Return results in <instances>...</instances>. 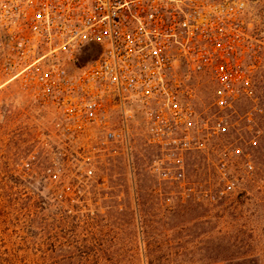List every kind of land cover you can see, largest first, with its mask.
Listing matches in <instances>:
<instances>
[{
  "label": "rangeland",
  "instance_id": "obj_1",
  "mask_svg": "<svg viewBox=\"0 0 264 264\" xmlns=\"http://www.w3.org/2000/svg\"><path fill=\"white\" fill-rule=\"evenodd\" d=\"M245 28L259 64L253 96L240 94L236 111L214 104L218 85L208 72L184 80L192 97L179 102L193 111L203 145L183 152L180 180L153 172L158 161L172 164L173 151L152 141L143 103L128 101L127 113L113 117L122 141L104 144L99 130L68 137L52 108L7 79L0 59V264H127L158 255L139 246L140 224L145 243L179 238L196 258L217 257L218 240L238 238L264 260V174L253 161L249 171L244 154L253 106L264 115V0L249 4ZM219 117L225 130L217 134Z\"/></svg>",
  "mask_w": 264,
  "mask_h": 264
},
{
  "label": "built area",
  "instance_id": "obj_2",
  "mask_svg": "<svg viewBox=\"0 0 264 264\" xmlns=\"http://www.w3.org/2000/svg\"><path fill=\"white\" fill-rule=\"evenodd\" d=\"M253 1L0 0L1 70L52 108L68 137L99 130L104 144L122 141L113 117L127 113L128 101L143 103L152 141L173 151L172 164L158 161L153 172L180 180L183 152L203 145L193 111L179 102L192 97L183 87L190 71L211 75L219 109L253 96L259 51L245 28ZM245 167L253 170L250 161Z\"/></svg>",
  "mask_w": 264,
  "mask_h": 264
},
{
  "label": "trees",
  "instance_id": "obj_3",
  "mask_svg": "<svg viewBox=\"0 0 264 264\" xmlns=\"http://www.w3.org/2000/svg\"><path fill=\"white\" fill-rule=\"evenodd\" d=\"M236 99L233 102L232 109H225V110H234L236 111L238 100ZM254 99V98H253ZM252 99V100H253ZM259 100V99H258ZM253 105V104H252ZM257 107L252 108L253 110V126H251V130H248V139L245 145V156H249L250 161L252 163L255 162L259 164L261 167V172L264 174V121L260 123V119H264V115H260L256 112ZM259 109V108H258ZM254 112H256L254 114ZM223 133V131H221ZM181 206V205H179ZM189 222V221H188ZM184 223H181L182 226ZM198 225L197 223L194 224ZM184 228V227H180ZM143 228L140 224L139 226V237L138 240L140 242L139 246L143 248H147L148 246H152L154 251H159L158 255L147 256L144 255L143 257L139 258L137 261L135 260H127V264H208L213 262H222L224 264H264V260L262 255L259 253L253 252V248L255 245L252 243L245 241L244 239L235 240L231 239H221L217 242V257L213 256H204V257H194L188 253V247L186 241H182L179 238H171V239H155L153 242H147L144 240L143 237ZM194 242V241H190ZM202 243V241H199ZM186 246V247H185ZM210 248V247H209ZM167 250L162 252L163 250ZM208 249V246L200 247V250ZM184 250V255H180V251ZM187 250V251H186ZM221 252L224 254L221 256ZM117 263V262H116ZM70 264V263H69ZM118 264V263H117Z\"/></svg>",
  "mask_w": 264,
  "mask_h": 264
}]
</instances>
